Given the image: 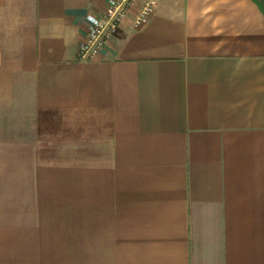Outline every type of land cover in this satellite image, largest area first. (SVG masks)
Returning <instances> with one entry per match:
<instances>
[{
  "label": "crops",
  "instance_id": "obj_1",
  "mask_svg": "<svg viewBox=\"0 0 264 264\" xmlns=\"http://www.w3.org/2000/svg\"><path fill=\"white\" fill-rule=\"evenodd\" d=\"M0 0V264H264V0Z\"/></svg>",
  "mask_w": 264,
  "mask_h": 264
},
{
  "label": "built area",
  "instance_id": "obj_2",
  "mask_svg": "<svg viewBox=\"0 0 264 264\" xmlns=\"http://www.w3.org/2000/svg\"><path fill=\"white\" fill-rule=\"evenodd\" d=\"M139 0H107L105 10L99 14H88L87 36L79 44L78 59L92 60L110 43L118 33L121 23ZM158 0H140L134 24H146L154 14Z\"/></svg>",
  "mask_w": 264,
  "mask_h": 264
}]
</instances>
